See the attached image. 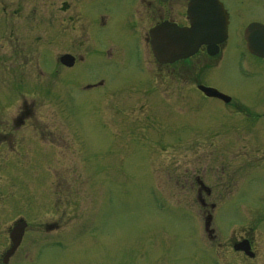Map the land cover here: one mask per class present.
<instances>
[{
  "label": "rangeland",
  "instance_id": "rangeland-1",
  "mask_svg": "<svg viewBox=\"0 0 264 264\" xmlns=\"http://www.w3.org/2000/svg\"><path fill=\"white\" fill-rule=\"evenodd\" d=\"M90 1L0 0V264L21 218L27 242L10 264H262L264 254L241 263L231 244L248 234L264 249V161L234 173L230 154L252 145L251 158L264 160V123L255 118L264 63L239 72L244 49L234 36L223 62L175 65L188 73L181 81L151 65L150 82L128 69L87 90L103 78V65H93L101 48L75 70L56 62L85 56ZM226 1L264 20V0ZM200 80L232 102L187 92ZM197 177L214 191L210 240Z\"/></svg>",
  "mask_w": 264,
  "mask_h": 264
},
{
  "label": "flooded vegetation",
  "instance_id": "flooded-vegetation-1",
  "mask_svg": "<svg viewBox=\"0 0 264 264\" xmlns=\"http://www.w3.org/2000/svg\"><path fill=\"white\" fill-rule=\"evenodd\" d=\"M102 1L104 0H95L94 3L93 1H90L89 3L87 2V6L90 8H95V10H97L98 9L97 4ZM132 1H137V0H123L122 2H117L116 5L118 4L121 6L123 5V3H127L126 5L128 7L124 9V12L117 15L115 20H114V15H111V17L113 18L111 22L107 18L109 14H106L104 10L98 9L99 11L97 10L95 14H92L91 11H89L86 17L87 18V29H89V32L96 29V26L97 27L99 26L100 28L110 27L111 29H115V30L120 29L119 31L121 32V34L124 35V37L126 34V37L129 40L133 34L139 32L140 30L144 34L145 32H147V30H149V28L154 26L157 22L172 19L168 15H172L174 13L179 15L180 17V20H178L179 24L186 26L189 23V19L187 15V6L190 0H168L165 3H159L160 4L159 6L155 3V1L157 0H139V2L130 4L129 2H132ZM225 2H226L225 5L230 15V24H229L230 30H234L238 27L239 29H241L243 27H246L247 24H250L253 22H261L262 24H264V20L256 19L254 16L250 18H246L240 13L239 15L238 14L235 15L236 10L235 9L233 10L232 6L230 7L227 1ZM105 7H110V5H107L106 3H104L103 8ZM237 18L238 20H236ZM146 40H148V38ZM232 41H233L232 35L231 33H229L228 39L225 42L226 43L225 46H227V44H232ZM239 43H240L239 45L240 47H243V46L245 47V42L242 43L240 41ZM260 60L264 62V58H260ZM260 107H261V110H260L261 115L264 118V105H260ZM261 143L264 144V139L261 141ZM252 150L253 148H249L250 153L246 152V156L249 158V160L252 159L251 158V156L253 155L251 154ZM239 154L240 152H235L234 156L235 157L239 156ZM248 165L250 166V163ZM234 173H236L235 170H234ZM200 186L202 190H204L202 184H200ZM205 191L211 192V189L209 191L205 189ZM263 224H264V221H263ZM241 236L242 237L237 239V241L238 240L240 241L249 240L250 245H251V250L254 251L255 253V255L253 256L254 259L258 257L260 258L261 254H264V249H261L260 251V249H257L255 247L252 237H249L248 234L246 236L245 235L244 236L241 235ZM237 241L234 238L233 240L234 244ZM238 254H240V257H241L240 261L242 262L248 261V258L243 253L239 252ZM262 264H264V259L262 261Z\"/></svg>",
  "mask_w": 264,
  "mask_h": 264
},
{
  "label": "water",
  "instance_id": "water-1",
  "mask_svg": "<svg viewBox=\"0 0 264 264\" xmlns=\"http://www.w3.org/2000/svg\"><path fill=\"white\" fill-rule=\"evenodd\" d=\"M201 1L202 0H198V3L201 4ZM202 4V8L200 7L199 9L200 12H198L199 14L192 13L191 28L183 30L173 28L172 31H169L164 26H159L152 31V47L158 59L173 61L176 58L193 54L202 43L213 41V44H216L218 40L215 39L212 28L214 26V21L217 23L220 21V25L222 26L220 30L221 33H223L222 35H224L225 24L223 27V22L221 21V6L219 4L213 5V0H203ZM255 40L257 43H260L259 39L255 38ZM258 48L260 49V47ZM211 50H214V48ZM171 51L172 54L170 55ZM202 89L208 95L223 97L222 94L214 89ZM22 228L23 225H20L11 233V239L14 244L11 251L7 254V257L11 255L18 246L23 232Z\"/></svg>",
  "mask_w": 264,
  "mask_h": 264
}]
</instances>
